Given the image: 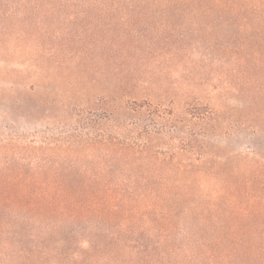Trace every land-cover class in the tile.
I'll return each mask as SVG.
<instances>
[{
	"label": "rangeland",
	"instance_id": "rangeland-1",
	"mask_svg": "<svg viewBox=\"0 0 264 264\" xmlns=\"http://www.w3.org/2000/svg\"><path fill=\"white\" fill-rule=\"evenodd\" d=\"M0 264H264V0H0Z\"/></svg>",
	"mask_w": 264,
	"mask_h": 264
},
{
	"label": "trees",
	"instance_id": "trees-1",
	"mask_svg": "<svg viewBox=\"0 0 264 264\" xmlns=\"http://www.w3.org/2000/svg\"><path fill=\"white\" fill-rule=\"evenodd\" d=\"M1 184H2V183H1ZM9 184H10L9 182H8V183H5L4 186H9ZM117 237H118V236H117Z\"/></svg>",
	"mask_w": 264,
	"mask_h": 264
}]
</instances>
